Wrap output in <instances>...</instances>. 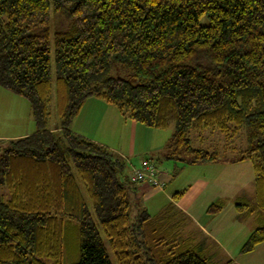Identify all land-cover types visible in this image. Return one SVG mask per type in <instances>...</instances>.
<instances>
[{
  "label": "trees",
  "instance_id": "1",
  "mask_svg": "<svg viewBox=\"0 0 264 264\" xmlns=\"http://www.w3.org/2000/svg\"><path fill=\"white\" fill-rule=\"evenodd\" d=\"M51 10L64 21L53 32L54 128ZM0 87L29 102L36 127L0 146V264H63L64 220L77 222L70 264H113L101 233L117 264H211L171 225L173 205L160 221L145 208L130 217V161L71 128L89 96L148 127L172 123L166 159L251 161L246 210L264 213V0H0ZM195 130H219L234 157L193 146ZM263 241L264 222L239 251Z\"/></svg>",
  "mask_w": 264,
  "mask_h": 264
},
{
  "label": "rangeland",
  "instance_id": "2",
  "mask_svg": "<svg viewBox=\"0 0 264 264\" xmlns=\"http://www.w3.org/2000/svg\"><path fill=\"white\" fill-rule=\"evenodd\" d=\"M59 14L53 13V11H50V25H49V33H50V42H51V60H52V67H51V83H52V97L49 104L50 108V117L48 121V127L57 125L59 123V118L56 113V97H55V72H54V65H53V32L56 28L63 26L64 21H57V19L54 21L55 17ZM60 16V15H59ZM61 17V16H60ZM110 74L115 76H126V72L122 69L118 68L117 66H112L110 69ZM95 97V96H94ZM101 99V98H100ZM112 105V104H111ZM114 106V105H113ZM115 107V106H114ZM35 123L31 114L30 104L29 102L22 96L14 94L4 88L0 87V135L7 136V137H0V146L2 145V141L5 138H11L8 136H11L18 132H24V131H31L33 132L35 130ZM174 125L171 123L167 128L163 129H155V138L154 142L156 145V150H154L150 157H148V162L152 163L156 170L163 169V165L168 162L170 164V174L172 176L171 180H168L166 182L167 190H170L171 188L180 187L182 185L188 186L190 183H193V189L189 188L187 194H181L178 197L179 202L181 200L182 195L183 198L186 197V199H195V208L197 210H200L204 204V200H206L209 195H213L215 193H220V202L226 201V206L223 211V213L220 215L224 219H228L232 215H234L235 212V205L236 203H242L243 205L246 204L243 209L247 208V205L255 201V192H254V168L253 164L249 160H243L239 162H227V165H230L227 169L223 170L224 174L216 175L212 171H208L206 169L201 168H195L191 165L194 164H185L184 162L180 160H173V159H166L163 157V154L165 152V146L167 143V140L171 136L173 132ZM29 134V133H28ZM222 133H220L219 130H216L214 132L210 131H191L190 138L193 146H201L206 147L208 149L217 148L220 150L221 157H227V159H232L234 157V151L231 148H227L224 150L223 146H226L225 144L229 143L227 147H230L233 145L232 141L226 142L224 137H222ZM157 140H159L157 142ZM232 143V144H231ZM235 145H238V142H234ZM243 146H244V140H243ZM224 150V151H223ZM130 156L129 154H127ZM145 157H147V153H145ZM135 161L137 159H132ZM130 161V160H129ZM205 163V164H203ZM143 164V160L140 164V166ZM176 164V165H175ZM202 165H212L213 167H220L224 168L225 163H212V162H202L198 163ZM132 165V164H131ZM174 166V167H173ZM174 168V171H173ZM215 169V168H214ZM215 171L218 173V170L215 169ZM228 180V183L231 182L228 188L225 189L221 188L222 185L219 186V184L223 183L224 180ZM214 180H219L214 181ZM221 180V181H220ZM145 181V180H144ZM140 183V182H139ZM150 185V184H149ZM158 187V186H157ZM222 189V191H221ZM174 189H172L173 191ZM219 190V191H218ZM227 194V195H226ZM227 196V197H226ZM182 198V199H183ZM165 200L163 198V195L156 191L155 193H147L145 195H139L137 199H132L131 205L129 207V214L130 217L133 218L134 214L138 211V206L142 205L155 215V218L157 221H160L163 219V205L162 202ZM203 204L200 206V204ZM255 210L248 214H243L240 212L238 214L240 219H237V227L234 228L236 231H234L232 228L229 229L228 226H226V223L221 220H218L216 218L215 220L211 221L214 225L222 223L220 230L218 232L219 235L218 238L220 240L227 242V245L230 243V238H233L236 236L237 239L242 238L240 235L243 234L246 236L247 229L252 228V226H258L257 219H255ZM243 211V210H242ZM169 214L173 212L172 208L169 209ZM199 212V211H197ZM64 223V246H63V264H70L74 263L78 260V242H77V231H76V221L70 220V221H63ZM249 229V230H250ZM180 229H178L179 231ZM177 231V232H178ZM214 232V231H212ZM183 233H180V236ZM178 235V234H177ZM101 236L103 238L104 244L109 252L111 261L113 264H117L112 251L109 246L108 239L106 236L101 233ZM247 238V236H246ZM246 238L244 240H246ZM243 242L237 247V245L232 244V248L230 249V256L233 257V259L236 260H242L243 257H246V254H239V249L241 248ZM213 249L210 246H207L204 248L205 254L204 256H212L213 258L208 259L205 257L210 263L212 264H223L227 260V255L223 254L220 256L218 253H215V255L210 254L207 250ZM263 254L262 260H264V249L262 251ZM225 255V256H224ZM256 263V262H254ZM259 263V262H257ZM261 264H264V261H261Z\"/></svg>",
  "mask_w": 264,
  "mask_h": 264
},
{
  "label": "crops",
  "instance_id": "3",
  "mask_svg": "<svg viewBox=\"0 0 264 264\" xmlns=\"http://www.w3.org/2000/svg\"><path fill=\"white\" fill-rule=\"evenodd\" d=\"M54 127L56 126H51V128ZM71 128L77 134H80L91 140L97 141L101 144L110 147L120 155L124 156L126 159L130 160V163L134 166H139L142 160H147L148 157H150L151 153L156 150L154 138L156 134L155 129L157 128L148 127L135 120L124 118L123 116H121L116 107L98 97L89 96L85 99L79 112L73 118ZM28 133H31V131L28 130L24 132H18L8 137L14 138ZM0 137L3 138L7 136L0 135ZM158 141L159 140H157V142ZM145 153H147V157H145ZM127 154H129L130 156H128ZM130 158H134L137 160L133 161ZM212 163L218 164L225 162ZM191 166L195 168L206 169L208 171H212L216 175H220L224 174V169H227L228 171V167L230 165H227V163H225L224 168L202 164H194ZM162 167L163 169H158L157 175L160 182L164 183V185L160 187L149 185L148 180L137 183V192L134 195V199H137L139 195H145L147 193L152 194L156 191L161 193L163 195V198H165V200L162 202L164 209L163 212L165 211L167 205L174 206V214L171 220V225L173 227L176 226L177 229H180L178 231L179 234L181 232L183 233L181 237L186 241H189L190 244L196 249H198L203 255H206L204 248L210 246L213 248L211 250H207L210 254L215 255V253H218L221 256L223 253L227 255V260L223 264H261V261H264L262 260L263 254H261L264 249V241L257 244L254 250H252L251 252L241 253L239 251L240 255L246 254V257H243L242 260H238L237 258L235 260L229 254V247L232 248V244L237 245V243L238 247L246 238V236H248L249 233L257 226H252L251 229L248 228L246 236L241 234L240 236L242 238L240 239H237L236 236L230 238V243L229 245H227V242L220 240V238H218L217 236L219 235L218 232L221 231L220 227L222 223H220L219 225L216 224L215 227L212 223H210L211 221L218 218V220H221V222L223 221L224 223H226V226H228L229 229L232 228L234 231H236L234 229L237 227L236 221L237 219H240L238 214H240V212H244L243 214H248L252 211L249 212L246 209H242V211L237 207V205H235L234 215H232L228 219H224L220 215L225 209L226 201L220 202V193L209 195V197L204 200V206L200 210H197L195 208V204H193L195 203L194 198L186 199V197L183 198L184 195H182L181 200L179 202L180 198L174 196V194L182 190H184L183 194H187L189 188L193 189L194 185L193 183H190L187 187L182 185L180 187H175L171 188L170 190H167V188H165L166 182L172 179V176L169 175L171 168L168 162H166ZM214 168L218 170V173L215 171ZM214 181H216L217 183V181L219 180ZM230 184L231 182L228 183V180L225 179L223 183L219 184V186L222 185L221 188L225 187V189H227V186H229ZM172 189L174 190L172 191ZM214 202L220 203L221 207L215 211H209V205ZM203 204L201 203L200 206ZM138 207V209L145 208L150 213V217L155 218V215H153L148 210V208L142 205H139ZM255 219H257V225L260 226L264 222V213L259 209L255 210ZM205 257H207L208 259L213 258L212 256Z\"/></svg>",
  "mask_w": 264,
  "mask_h": 264
},
{
  "label": "built area",
  "instance_id": "4",
  "mask_svg": "<svg viewBox=\"0 0 264 264\" xmlns=\"http://www.w3.org/2000/svg\"><path fill=\"white\" fill-rule=\"evenodd\" d=\"M129 178L136 182H142L148 180L150 185L162 186L163 183L159 182L157 178V170L155 166L148 162V160L143 161L140 166L131 165L128 170Z\"/></svg>",
  "mask_w": 264,
  "mask_h": 264
}]
</instances>
